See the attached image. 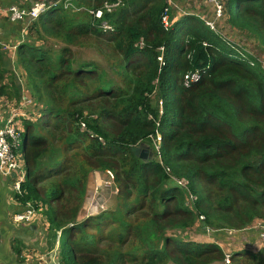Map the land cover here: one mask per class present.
<instances>
[{"label": "trees", "instance_id": "trees-1", "mask_svg": "<svg viewBox=\"0 0 264 264\" xmlns=\"http://www.w3.org/2000/svg\"><path fill=\"white\" fill-rule=\"evenodd\" d=\"M220 1L258 56L199 15L168 13V0H48L29 25L15 54L38 108L16 119L26 161L16 199L42 209L59 264H264V246L230 244L263 241L264 0ZM4 53L0 97L21 104ZM141 143L160 147L153 161L133 154ZM94 172L117 200L79 223Z\"/></svg>", "mask_w": 264, "mask_h": 264}, {"label": "crops", "instance_id": "crops-1", "mask_svg": "<svg viewBox=\"0 0 264 264\" xmlns=\"http://www.w3.org/2000/svg\"><path fill=\"white\" fill-rule=\"evenodd\" d=\"M35 0H0V45L5 52L3 56L7 70L15 74V81L18 85L22 98L26 97L31 104L21 107L16 100L7 97H0V124L4 126L15 109L22 110L26 118L32 117L36 103L32 101L30 87L27 78L21 68L16 65L15 46L24 42L30 23L26 21L12 22L8 15V8L13 4H18L20 9H28L31 2ZM27 4L26 6H24ZM21 71V72H19ZM40 108V107H39ZM38 110V109H37ZM39 112V111H38ZM34 115V114H33ZM96 178V176H95ZM104 179V178H103ZM15 175L0 176V263L2 264H47L52 260L59 259L58 245L51 244L49 237L48 223L41 214H37L34 209H27L16 199L14 191ZM97 181V180H96ZM89 191L94 189V180L91 181ZM97 184V182H96ZM114 194V187L110 188ZM90 194V193H89ZM90 200V199H89ZM112 207H114L112 205ZM85 213L81 215L79 223L95 214L89 213L85 205ZM99 212L101 211L98 209ZM27 211H35L31 220L19 224L13 221L15 214H23ZM90 215V216H89ZM61 233H59L60 236ZM244 239V238H243ZM246 239V238H245ZM253 242V243H252ZM235 240L230 244H235ZM260 243L259 236L252 238L251 244ZM261 247L258 246V250ZM59 262V261H58Z\"/></svg>", "mask_w": 264, "mask_h": 264}, {"label": "built area", "instance_id": "built-area-1", "mask_svg": "<svg viewBox=\"0 0 264 264\" xmlns=\"http://www.w3.org/2000/svg\"><path fill=\"white\" fill-rule=\"evenodd\" d=\"M75 0H63V4L65 8H68L72 5V3ZM213 4H215L216 9V17L220 18L223 15V5L221 4L220 0H210ZM56 5L49 4L48 0H35L32 3V6L28 9H20L17 6H11L8 8V15L10 17V20L12 22H21L28 21L27 24H29L31 21H35L39 18L40 15L45 14L49 11V9ZM167 12H170V9L166 10ZM102 15L101 11H98L96 13V17L100 18ZM163 21L166 23V25H169V15L165 16L163 18ZM207 24L211 27V29L215 30L213 23L207 22ZM28 28V27H27ZM17 48V46L14 47V50ZM253 66L254 64L251 63ZM200 79V73L194 72L189 73L185 77V85L189 86L191 83H195L199 81ZM31 104V101L28 100L26 97L22 98L21 107H25ZM18 116H26L25 113H23L22 110L15 109V111L11 114L9 117L7 123L2 126L0 124V176H9L11 174L15 175V181H14V191L18 195L21 193V184L24 182L25 178V172H22L21 167L18 163V159L20 156V151L23 149V136H24V130L17 125V117ZM160 137L157 138V142H160ZM160 147L156 145V150L159 151ZM155 150V152H156ZM22 157L24 159V154H22ZM180 184H182L181 181H179ZM113 183H111V186ZM95 201L92 202V207L95 206ZM105 205L98 207L101 211L106 210ZM87 210L89 213L94 211V208L89 209L87 205ZM35 211H27L23 214H15L13 216V221L17 224L25 223L33 217ZM261 229V239L264 241V224L259 225ZM230 262L229 257L227 258V263ZM2 264V263H0ZM47 264H59L57 260H52L48 262Z\"/></svg>", "mask_w": 264, "mask_h": 264}, {"label": "rangeland", "instance_id": "rangeland-1", "mask_svg": "<svg viewBox=\"0 0 264 264\" xmlns=\"http://www.w3.org/2000/svg\"><path fill=\"white\" fill-rule=\"evenodd\" d=\"M31 2V6H32ZM169 3V9L170 12L168 11V13L171 14V12L174 13V16L177 18H180L186 14H196L201 16L202 19H204L206 22H211L214 25V28L216 29V31L218 33H220L221 35H223L225 38H227L228 41L238 45L239 47L243 48L245 51L253 54L254 56H258L257 51H260V45L258 44V42L254 39L251 38L248 34H244L236 29L231 28L225 21V18L222 16L220 18L216 17V9L215 4H213L210 0H168ZM74 2L72 3L71 6H69L68 8H71L73 6ZM18 4H13L11 6H17ZM27 4H25L24 6H26ZM64 5V4H63ZM10 6V7H11ZM18 7V6H17ZM65 8V6H64ZM66 8V9H68ZM26 22H28L26 20ZM33 21L30 22V24ZM262 53V52H261ZM260 58L263 61V67H264V55L262 53V55H260ZM159 61L161 63V65L164 64V56L161 55V57L159 58ZM16 62V61H15ZM16 65L18 66L17 62ZM21 72V71H19ZM35 107L38 108V106L35 105ZM36 112V108L33 110ZM160 114H162V111L160 112ZM20 156L18 159V163L21 167L22 172H26V161L25 159H23L22 157V149L19 152ZM90 180H94V189L93 191L90 190V194H89V201H88V208H94L96 209L95 214L99 213L98 207L100 206H104L105 203L106 206V210H110L114 207H112V205L114 206L117 200V197L111 194L110 188L112 189L111 186V180L110 179H106L102 177L101 175V180H102V185L98 186L96 184V178H95V172L94 174H91V178ZM92 185V183H90V186ZM95 201V206L92 207V202ZM113 201V202H112ZM42 209H40L39 211H37V214H41ZM94 213V212H91ZM90 216V215H89ZM256 230H260V227H258V229ZM187 235H183V239H189L191 240L193 233L192 232H188L186 233ZM212 236V235H211ZM201 235L197 234V236H194V238H196V241L201 240L200 239ZM243 238L245 239V237L243 236ZM210 240H215V238H210ZM217 240V239H216ZM260 240V238H259ZM220 241V240H217ZM221 242V241H220ZM264 241H260V243H255L250 247H237V243L233 244V248H232V253L233 251L237 250V249H249V251L254 252V250H258V246H261V248L264 246L263 245Z\"/></svg>", "mask_w": 264, "mask_h": 264}, {"label": "water", "instance_id": "water-1", "mask_svg": "<svg viewBox=\"0 0 264 264\" xmlns=\"http://www.w3.org/2000/svg\"><path fill=\"white\" fill-rule=\"evenodd\" d=\"M132 152L138 159L142 160L145 163L153 161L156 155L153 149L147 143H141L140 145L133 147ZM95 176L97 180V185L101 186L102 185L101 173L95 172Z\"/></svg>", "mask_w": 264, "mask_h": 264}, {"label": "clouds", "instance_id": "clouds-1", "mask_svg": "<svg viewBox=\"0 0 264 264\" xmlns=\"http://www.w3.org/2000/svg\"><path fill=\"white\" fill-rule=\"evenodd\" d=\"M24 148V147H23Z\"/></svg>", "mask_w": 264, "mask_h": 264}]
</instances>
